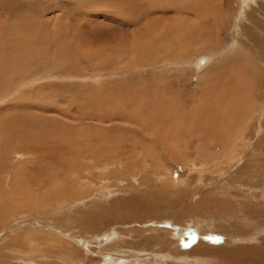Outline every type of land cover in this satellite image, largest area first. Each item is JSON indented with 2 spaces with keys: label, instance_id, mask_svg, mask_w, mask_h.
Masks as SVG:
<instances>
[{
  "label": "rangeland",
  "instance_id": "obj_1",
  "mask_svg": "<svg viewBox=\"0 0 264 264\" xmlns=\"http://www.w3.org/2000/svg\"><path fill=\"white\" fill-rule=\"evenodd\" d=\"M0 197L50 264L264 249V0H0Z\"/></svg>",
  "mask_w": 264,
  "mask_h": 264
},
{
  "label": "bare ground",
  "instance_id": "obj_2",
  "mask_svg": "<svg viewBox=\"0 0 264 264\" xmlns=\"http://www.w3.org/2000/svg\"><path fill=\"white\" fill-rule=\"evenodd\" d=\"M130 2V1H129ZM131 2H134V1H131ZM135 3V2H134ZM148 4V3H147ZM150 4V3H149ZM126 5V4H125ZM129 8V7H128ZM127 8V9H128ZM152 8V7H151ZM133 10V9H132ZM145 15V14H144ZM144 21V20H143ZM127 23V22H126ZM121 24V23H120ZM148 25V24H147ZM139 27V26H138ZM162 27V26H161ZM156 28V27H155ZM154 28V29H155ZM159 30V29H158ZM146 31H147V29H146ZM156 31V30H155ZM144 32V31H143ZM100 33V32H99ZM154 33V32H153ZM157 34V33H156ZM96 36V35H95ZM160 37V36H159ZM158 37V38H159ZM246 52V51H245ZM242 53V52H241ZM201 60V61H200ZM200 60H195L194 61V68H196V69H199L200 67H203V66H205L207 63H208V58L207 57H204V58H202V59H200ZM70 75V74H69ZM7 82V81H6ZM240 133V132H239ZM238 135V134H237ZM238 137V136H237ZM229 138V139H228ZM227 139L229 140V141H227L226 139V141L227 142H231L232 140H231V138L230 137H228ZM243 137H238V139H242ZM232 139H233V137H232ZM237 139V140H238ZM245 139V138H244ZM231 140V141H230ZM239 140V141H240ZM234 141H236V140H234ZM234 141H232L233 143H236L235 145H237V142H234ZM242 142L244 141V140H241ZM226 143V142H225ZM229 144V143H228ZM242 144V143H241ZM117 145H120V144H117ZM231 145V144H230ZM233 145V144H232ZM231 145V146H232ZM234 145V147H230V148H233L234 150H237L236 149V146ZM247 145V144H246ZM242 146V145H241ZM245 146V145H244ZM117 147V146H116ZM243 147V146H242ZM118 148V147H117ZM227 149V148H226ZM232 150V149H231ZM201 153V152H200ZM235 154V153H234ZM202 155V154H201ZM236 156V155H235ZM226 157V156H225ZM238 157V156H237ZM240 157V156H239ZM228 158H229V156H228ZM237 159V158H236ZM232 162V161H231ZM229 165V164H228ZM215 167V166H214ZM253 167V166H252ZM58 176V175H57ZM132 177V176H131ZM133 178V177H132ZM237 178V177H236ZM116 181H119V180H116ZM167 182H168V184H169V186L168 187H170V185H172V187L173 186H175V184H170L169 183V181L168 180H166ZM121 182V181H120ZM237 182V181H236ZM248 182V181H247ZM253 183V182H252ZM248 184V183H247ZM235 185V184H234ZM163 186H166V184H165V181L164 182H161L160 183V187H162L163 188ZM232 186V185H231ZM257 186V185H256ZM238 189V188H237ZM65 191V190H64ZM78 191H79V189H78ZM239 191V190H238ZM255 191V190H254ZM241 192V191H240ZM17 193V192H16ZM19 193V192H18ZM58 193V192H57ZM229 193V192H228ZM228 193H226V194H228ZM253 193V192H252ZM59 194V193H58ZM235 194V193H234ZM233 194V195H234ZM20 196V195H19ZM235 196V195H234ZM256 196V195H255ZM61 197V196H60ZM227 197V196H226ZM230 197H232V196H229V198ZM242 197V196H241ZM1 198V197H0ZM238 198H240V196H238ZM262 198V197H261ZM19 199V198H18ZM81 199H84V198H81ZM133 199H135V197H133ZM136 200V199H135ZM131 201H133V200H131ZM148 203H150V202H148ZM241 203V202H240ZM33 204V203H32ZM138 204H139V201H138ZM151 204V203H150ZM149 204V205H150ZM145 205V204H144ZM147 205V204H146ZM254 206V205H253ZM147 207V206H146ZM236 207V206H235ZM19 208V207H18ZM237 208V207H236ZM239 208H241V207H239ZM231 209V208H230ZM0 210H2V206H0ZM234 210V209H233ZM236 210V209H235ZM22 211V210H21ZM7 212H8V210H7ZM20 212V211H19ZM238 212H239V210H238ZM240 212H241V209H240ZM243 212V211H242ZM251 212V211H250ZM253 213V212H252ZM262 213V212H261ZM261 213H258V215L260 214L261 215ZM7 214V213H6ZM16 215V214H15ZM244 215V214H243ZM242 215V216H243ZM246 215H247V213H246ZM233 216V215H232ZM252 216V215H251ZM246 217V216H245ZM254 217H256V215H254ZM253 217V218H254ZM259 217V216H258ZM257 217V218H258ZM256 219V218H255ZM9 220H10V218H9ZM13 220V219H12ZM254 220V219H253ZM261 222V221H260ZM8 224V223H7ZM16 225H17V223H15ZM1 226H3L2 224H0ZM16 227V226H15ZM262 228H263V226H262ZM161 231H162V229H161ZM209 232V231H208ZM237 233V232H236ZM159 234V233H158ZM156 235V234H152L153 236L152 237H155L157 240H160V241H163L162 239H161V236L160 235ZM22 235H23V233H22ZM164 235H166L165 233H162V236H164ZM167 236H168V238H170V239H172L173 237H172V235H171V237H169V235L167 234ZM23 237V236H22ZM150 237V236H149ZM241 237V236H240ZM264 239V238H263ZM17 239H13V238H11V240H10V242L12 241L13 242V244H11L10 246L11 247H8L7 248V250H8V252L7 253H3V251L1 252V250H0V259H6V260H8V261H10V262H13L15 259H12V258H16V260L17 261H19V262H21V264H50L49 262H47L45 259H47L49 256H51V255H55L56 256V254H54L53 252H50V253H47V254H45V253H41L39 256H38V258L39 259H37V257L34 255V254H31L32 253V249H30V248H27V247H25V245H24V241L22 242V243H17V241H16ZM153 240V239H152ZM237 240V239H236ZM239 241H240V243H245L244 245H241V246H237V247H235V249H232V250H230V245H228L229 243H227V241L226 242H224V243H222V245H220V247H221V249L220 250H218V249H216L217 250V252H215V251H213V250H210V252H209V246L207 247L206 246V244H205V242H203L202 243V247L200 246V248L199 247H197L196 248V251H193V252H191V251H189V252H183V253H181L180 254V260L183 262V261H187V260H189V261H191V260H193V263H196V264H205L204 263V259H208L209 258V260L211 259V260H214L213 258H214V256H215V254L216 255H219V256H222L223 258H227L228 260H231V261H234V262H239V261H241V262H251L250 264H264V249H262V247L261 248H259V246H256V245H252L251 244V242L253 241L252 239H251V236H249V238L247 237V238H239L238 239ZM9 241V240H8ZM165 242H167L166 241V239H165ZM201 242V241H200ZM250 242V243H249ZM159 243H161V242H159ZM180 244L181 246H182V244L180 243V242H174V246L175 245H177V244ZM30 245V244H29ZM64 245V244H63ZM148 245V244H147ZM167 245H169V244H167ZM201 245V244H200ZM216 245V244H215ZM219 245V244H218ZM165 246H166V244H165ZM45 247H47V246H45ZM115 247V246H114ZM155 247H157V248H159V247H161V248H163L164 246L162 245V244H156V246ZM64 248V247H63ZM147 248V247H146ZM232 248V247H231ZM234 248V247H233ZM153 249V248H152ZM160 249V248H159ZM165 249V248H164ZM52 250V249H51ZM67 250L68 251H66V249H64L63 250V252L64 251H66V252H68L69 253V251L70 250H74V249H72V248H67ZM116 250V249H115ZM161 250V249H160ZM10 251V252H9ZM14 252V253H12V252ZM36 251H38V250H35L33 253H35ZM41 251H43L42 249H41ZM136 251H138V250H136ZM146 251V253H148V251L149 250H146V249H144L142 252H145ZM153 251V250H152ZM166 251V250H165ZM223 251V252H222ZM48 252V251H47ZM175 252V255H177V257H178V251H174ZM23 253H25L26 254V256H25V254H24V258H22L21 256H20V254L22 255ZM62 253V252H61ZM71 253V252H70ZM76 253H77V251H76ZM138 253H139V251H138ZM141 253V252H140ZM139 253V254H140ZM161 252H159V250H155V252L153 251V253H151V254H149V256L152 258V257H154V256H158V257H164V256H160L159 254H160ZM163 253V252H162ZM162 253H161V255H162ZM77 254H79V253H77ZM132 254V253H131ZM58 255V254H57ZM110 255V254H109ZM174 255V254H173ZM175 255H174V257H175ZM31 256V257H30ZM69 256H70V254H69ZM73 256V255H72ZM33 257V258H32ZM60 257H62V256H60ZM63 257H65V256H63ZM62 257V258H63ZM71 257V256H70ZM103 257V256H102ZM139 257V256H138ZM50 258V257H49ZM54 258H59V256H56V257H54ZM61 258V260L63 261V259ZM79 258V257H78ZM77 258V259H78ZM134 258H136V257H134ZM169 258V257H168ZM9 259H11V260H9ZM35 259V260H34ZM41 259H44V261L43 260H41ZM60 259V258H59ZM74 259V258H73ZM140 259V258H139ZM142 259V258H141ZM140 259V260H141ZM175 259V258H174ZM221 259V258H220ZM109 260V259H108ZM107 260V261H108ZM148 260V259H147ZM176 260V259H175ZM207 260H205V262H206ZM73 262V261H72ZM82 262V261H81ZM100 262V261H99ZM192 262V261H191ZM210 262H212V261H210ZM216 262H218V261H216ZM123 263V262H122ZM176 263V262H175ZM213 263V262H212ZM212 263H209V264H212ZM0 264H12V263H8V262H5V261H2V260H0ZM19 264V263H18ZM77 264H79L78 263V260H77ZM101 264H110L109 262H102ZM185 264V263H184ZM219 264V263H218ZM227 264H228V262H227Z\"/></svg>",
  "mask_w": 264,
  "mask_h": 264
}]
</instances>
